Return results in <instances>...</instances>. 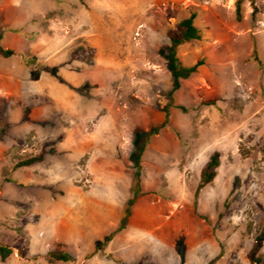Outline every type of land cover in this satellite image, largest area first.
I'll use <instances>...</instances> for the list:
<instances>
[{"label": "rangeland", "instance_id": "obj_1", "mask_svg": "<svg viewBox=\"0 0 264 264\" xmlns=\"http://www.w3.org/2000/svg\"><path fill=\"white\" fill-rule=\"evenodd\" d=\"M238 1L0 0V246L13 251L0 264H252L264 228V0H243L240 20ZM192 12L202 40L178 57L203 65L148 142L125 229L95 252L133 197L135 130L165 121L160 50ZM215 152L217 175L196 196ZM53 250L73 260L50 263Z\"/></svg>", "mask_w": 264, "mask_h": 264}, {"label": "trees", "instance_id": "obj_2", "mask_svg": "<svg viewBox=\"0 0 264 264\" xmlns=\"http://www.w3.org/2000/svg\"><path fill=\"white\" fill-rule=\"evenodd\" d=\"M252 3L255 2V0H250ZM242 2L243 0H239L237 2L236 7V14L237 19H241V11H242ZM197 17L196 12H192L187 18L183 19L179 23V30L178 31H170L168 33L170 45L163 47L160 50V54L162 57L166 59L167 67L170 71L171 78H172V87L168 94L169 97V104L164 108L165 112V121L161 126L151 128L149 131H143L141 129H136L134 132L135 138H136V150L133 157V163L134 167L136 169L135 176H134V182L132 187L133 197L129 199L125 210L124 215L121 218L120 224L113 232L106 235L102 240H98L95 243V252L98 251H104L106 247L110 244V242L122 231L125 229L128 218L131 213V207L134 205L136 198L138 197L139 190H140V177H141V159L146 151L148 142L150 138L156 134L159 133L161 128H164L169 123L170 118V107L173 105L174 102V95L176 92H178L181 89L182 81L189 79L191 76L196 74L199 70V68L203 65V60L197 61L194 65H185L180 58L178 57V48L189 42L194 41H201L202 40V34L198 27L195 24V20ZM2 55L4 57H10L14 55V51L12 50H2ZM255 58L259 60L256 52H255ZM30 62V59L28 60ZM181 109L182 111H186L185 108L179 106L177 107ZM42 160V155L39 157H34L31 159H28L26 161L20 162L16 165L17 168L20 167H26L33 165L39 161ZM220 166V154L218 152L213 153V155L210 157L206 165L204 166L202 173H201V180L200 184L198 186L196 196L198 195L199 191L209 185L216 177L217 175V169ZM6 182H11L12 180L6 179ZM2 183L0 182V190L2 189ZM264 246V228L262 232L257 236L253 249L251 250L249 254V260L252 264H259L260 258L258 257V254L260 250ZM13 251L7 247L0 246V258L2 261H5L12 255ZM48 258L50 263L55 262H70L73 260L72 256L66 252L53 250L48 253Z\"/></svg>", "mask_w": 264, "mask_h": 264}]
</instances>
